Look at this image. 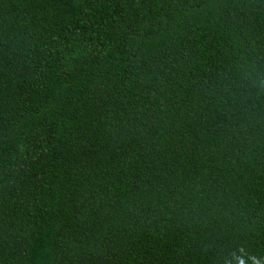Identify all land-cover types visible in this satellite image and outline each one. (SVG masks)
<instances>
[{
    "label": "trees",
    "instance_id": "obj_1",
    "mask_svg": "<svg viewBox=\"0 0 264 264\" xmlns=\"http://www.w3.org/2000/svg\"><path fill=\"white\" fill-rule=\"evenodd\" d=\"M0 264H264V0H0Z\"/></svg>",
    "mask_w": 264,
    "mask_h": 264
}]
</instances>
